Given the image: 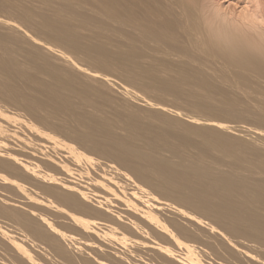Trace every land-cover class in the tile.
Instances as JSON below:
<instances>
[{
  "label": "bare ground",
  "instance_id": "bare-ground-1",
  "mask_svg": "<svg viewBox=\"0 0 264 264\" xmlns=\"http://www.w3.org/2000/svg\"><path fill=\"white\" fill-rule=\"evenodd\" d=\"M251 2V7L239 13L235 9L222 11L217 0H172L176 13L186 21L193 53L203 56L206 50L205 55L208 53L220 67L238 69L244 75L242 78L262 84L264 0ZM148 28L145 31L139 27L135 30L139 37H135L143 41L148 36L150 43L151 40L156 43L154 29ZM163 37L167 40V36ZM16 50L11 41H0V52L9 53L13 65L21 71L15 76L0 68V79L3 76L5 80L0 81V96L2 84L9 82L12 90L21 93L24 101L20 103L37 114L35 120L39 123L36 121L37 126L31 128L6 117L12 110L21 113L17 101L0 108V264H264V185L228 178L225 173H210L205 168L175 166L161 156L151 157L156 162H150L137 150L126 147L115 133L104 130L102 136L84 121L79 122L78 129H71L72 134L68 132L78 146L84 145L89 150L87 153L69 143L70 140L67 142L72 137L69 135L67 139L47 140L43 135L52 126L42 118L61 115L58 108L46 104L47 89L68 101L81 94L72 89L77 88L75 81L52 74L61 67L45 63L41 55L28 60L22 49ZM162 52L160 56L164 57ZM31 70L43 71L49 79L32 77ZM233 78L238 82V76ZM85 111L81 115L90 118L89 111ZM40 122L44 128L38 127ZM163 122L170 130L182 126L168 116ZM104 124L103 129L110 127ZM137 129L152 137L151 130ZM72 145L79 153L71 151ZM255 148V156L264 151L261 145ZM94 152L98 153L96 158L101 154L100 159L92 157ZM83 154L95 160L93 168L83 164ZM107 156L111 160H106ZM100 161L121 185L134 181L136 187L155 200L140 205L128 192L103 187L95 172ZM46 178L55 183L49 180L50 184ZM85 212L102 220L112 232L90 233L82 219ZM117 229L124 232L119 238L113 235ZM167 235L176 243L169 241ZM178 243L184 245V250L180 247L184 252H179Z\"/></svg>",
  "mask_w": 264,
  "mask_h": 264
},
{
  "label": "rangeland",
  "instance_id": "rangeland-1",
  "mask_svg": "<svg viewBox=\"0 0 264 264\" xmlns=\"http://www.w3.org/2000/svg\"><path fill=\"white\" fill-rule=\"evenodd\" d=\"M217 4L224 12L235 9L240 13L251 7L252 2L217 0ZM141 21L145 26L150 23L148 27L151 25L154 29L150 31L157 36L155 42L162 46L152 40L150 43L148 36L140 37L143 41L138 40V28H148L144 26V29ZM185 22L176 13L172 0H0V41H11L13 49L30 53L23 54L28 60L41 55L45 63L58 65L60 70L52 74L57 73L69 82L75 81L77 88L72 89L81 94L68 101L47 89L46 104L58 108L61 113L56 118H42L52 126L51 131L45 128L49 130L43 135L47 140L67 139L71 129H78L79 122L84 121L102 136L106 133L104 130L115 133L126 147L137 150L150 162H156L151 157L161 156L175 166L205 168L210 173H225L228 178L264 185V151L255 156V147H264V83L242 78L244 75L238 69L220 67L208 53L205 55L206 50L205 56L193 53ZM132 25H137L134 26L137 29ZM153 34H148L150 39ZM161 52L167 54H163L166 59L173 58L165 62ZM0 68L15 76L21 72L13 65L11 55L5 52H0ZM29 74L45 80L48 77L38 70H31ZM233 76L239 77L238 82ZM1 79L3 83V76ZM8 83L2 84L0 108L9 106L13 100L24 101L21 93L12 90ZM89 96L92 99H88ZM85 110L89 111L90 118L81 115ZM20 112L9 111L6 117L27 127L34 128L36 121L38 125L37 114L24 103H20ZM166 116L178 124L181 122L182 126H170V130L163 124ZM104 123L110 127L103 129ZM41 126L40 122L38 127ZM137 127L151 130L152 137ZM173 129L179 132L174 133ZM71 138L68 137L67 142L70 140L69 143L81 148L80 151H86L84 145L78 146L73 136ZM73 145L71 151L79 153ZM97 154L94 152L92 157L96 158ZM105 158L111 160L108 156ZM82 161L86 167L93 168L95 160L91 157L83 154ZM95 170L103 187L128 192L140 205L155 200L148 192L136 187L134 181L127 186L121 185L109 174L103 162H98ZM82 219L90 233L112 232L106 223L89 212H85ZM122 233L117 229L113 235L119 238ZM167 238L175 242L169 235ZM178 245L179 252H184V245Z\"/></svg>",
  "mask_w": 264,
  "mask_h": 264
}]
</instances>
